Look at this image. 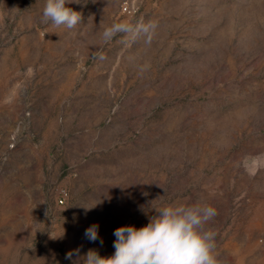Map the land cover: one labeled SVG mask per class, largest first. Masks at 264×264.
Instances as JSON below:
<instances>
[{
    "label": "rangeland",
    "instance_id": "1",
    "mask_svg": "<svg viewBox=\"0 0 264 264\" xmlns=\"http://www.w3.org/2000/svg\"><path fill=\"white\" fill-rule=\"evenodd\" d=\"M44 2L0 0V264L111 256L118 227L197 201L221 264H264V0H80L72 30ZM148 20V48L100 38Z\"/></svg>",
    "mask_w": 264,
    "mask_h": 264
},
{
    "label": "clouds",
    "instance_id": "2",
    "mask_svg": "<svg viewBox=\"0 0 264 264\" xmlns=\"http://www.w3.org/2000/svg\"><path fill=\"white\" fill-rule=\"evenodd\" d=\"M72 3H80V0H45L41 23L53 29H74L83 18L81 12L67 6ZM157 28L158 23L153 20L135 23L122 21L105 27L100 38L104 43H110L118 34H123L121 43L142 42L148 48ZM149 67L144 64L140 71L145 72ZM81 207L86 213L94 206ZM154 210L156 214L149 217L145 226L137 228L125 225L114 231L115 252L111 256H101L96 250L89 249L81 257L77 249L69 252L66 259L73 260V255L77 256L73 264H77V261L80 264H221L217 252V233L207 227L217 215L214 206L197 201L191 204L173 203ZM84 235L91 242L97 241L98 225L90 226Z\"/></svg>",
    "mask_w": 264,
    "mask_h": 264
},
{
    "label": "built area",
    "instance_id": "3",
    "mask_svg": "<svg viewBox=\"0 0 264 264\" xmlns=\"http://www.w3.org/2000/svg\"><path fill=\"white\" fill-rule=\"evenodd\" d=\"M65 196H66V191L62 189L60 194H59V196H58V202L59 203H63L64 199H65Z\"/></svg>",
    "mask_w": 264,
    "mask_h": 264
}]
</instances>
